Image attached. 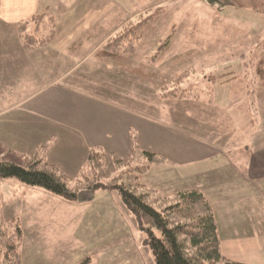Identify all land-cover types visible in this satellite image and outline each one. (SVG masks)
<instances>
[{
    "label": "rangeland",
    "instance_id": "374dc122",
    "mask_svg": "<svg viewBox=\"0 0 264 264\" xmlns=\"http://www.w3.org/2000/svg\"><path fill=\"white\" fill-rule=\"evenodd\" d=\"M132 1L127 0L128 3ZM145 1L140 0V3ZM161 1V7L157 8L149 9L146 4L140 10L139 3L131 7V14L138 10L139 13L133 16L129 23L148 17L153 19L150 21V27L143 30L141 35L149 37L150 44L147 43L143 48H140V45L139 53L117 59L111 57L118 68L121 66L119 59L130 56H133V59L130 57V62H134L135 68L138 67L135 66L137 63L147 66L137 71L120 69L124 73L128 72V77H121L115 71L113 87L108 85L103 88V85L102 89L99 87L95 90L92 77L82 78L80 85L86 89H93L99 102L134 101L139 95L140 100L145 101L146 110H141V117L146 118L145 121L128 116V119H120L135 130L131 131L137 134V139L143 147H140L141 149L145 150L144 147L156 143V146H162L161 149L169 152L173 164L168 162L166 165H153L151 169L153 171L148 175H141L139 182L143 186L144 183L155 186L176 185L175 189L164 193L147 188L163 198H170L180 192L198 190L183 188V186H189L190 181L196 185L201 172L206 171L204 166L215 164L202 162L206 158H201L206 151L214 149L212 146L199 142L196 138L183 139L179 135L182 133L183 136L185 134L189 136L191 123H198V132L203 135H209L212 132L224 134L229 130L222 124L217 127V124L202 122L208 112L210 114L217 112L216 105L220 98L239 97L238 100H234L236 103L230 106L231 109L226 108L224 111L232 112L234 114L232 118L242 124L243 135L253 134L256 128L259 133L258 138L264 134V123L262 126L259 125L262 122L261 112H264V88L260 90L257 81L260 80L258 76L261 73L264 77V14L254 11L255 0ZM18 24L7 25L0 20V93L6 94L9 104L25 99L27 93L35 88L21 89L26 86L27 78L25 72L23 70L20 72L19 68V64L21 66L26 63V60L23 57L25 50L22 45L19 49L20 39L16 33ZM6 54H11V57L15 58L14 62H10ZM132 63L129 68L133 67ZM122 66L126 67L127 64ZM222 74H232L233 77L226 83L225 88L214 89L215 81L226 77V75L217 77ZM46 95L41 94V97L32 104H40L47 98ZM80 95L81 98L78 100L73 99L71 95L61 98L58 105L72 113L73 108L68 106L72 103L71 101H74L73 104L76 106L84 105L83 99L93 94H85L83 91ZM208 98H213L215 101L213 106L194 102L205 101ZM26 107L25 105L12 110L4 118L26 117ZM81 111L84 119L89 122L95 118L99 119L98 113L105 112L100 108L96 110L89 106L81 107ZM249 114H253V118ZM142 124L146 125L152 133H144L147 130H142V133L140 131ZM119 127L117 125L112 136L120 132ZM175 132L179 134L177 137L173 136ZM239 132L240 130L237 129L234 131V133ZM16 133L17 138L26 137L18 131ZM152 134H155V143L152 141ZM121 138L122 135L115 140L111 137L108 143L105 142L102 145L105 150L113 152L98 149L127 160L130 155L129 138L128 136L124 140ZM251 138L253 139V136ZM50 140L46 142L52 145L47 157L48 162L57 163L53 165L60 170L63 168V173L69 179H76L87 164L88 155L84 160L79 155V151L68 146H79V143ZM15 143L22 147V153L0 142L5 148L23 155L34 153L35 147L39 145L38 142L22 140ZM82 165L84 166L81 167ZM166 171L172 172V177L169 179L164 177L168 175ZM107 179L109 184L110 178ZM108 184L107 187L100 189L102 191L96 190L97 193L96 191L88 194L81 192L80 194L85 197L90 195V200L77 204L70 203L64 200V197L55 196L41 188L26 186L15 179H2L0 183L2 217L6 220L19 221L23 230L20 248L21 264H78L86 258L89 260L85 264H154L146 232L139 229L136 219L124 207L120 195L109 188ZM30 188L46 192L49 197L41 193L31 196L29 191L27 195L26 189ZM233 203V200L226 199L225 206L215 205L214 207L218 210L225 207L222 215L227 217L235 215L237 218L235 226L242 227L245 220L247 224H254L257 218L264 219V196L261 195L260 190H258L256 202L251 201L244 205L243 203L233 205ZM231 210L232 213H230ZM31 213L36 216L39 223L49 224L52 220L53 222L57 220L64 228L59 234L58 231L48 232L45 236V247L41 237L28 239V232H26L28 227L34 228L31 226L33 220L29 222L31 219L27 217ZM155 234L158 235V232ZM105 242H107V249L104 246ZM34 249L36 250L33 251ZM31 251L33 253H30Z\"/></svg>",
    "mask_w": 264,
    "mask_h": 264
},
{
    "label": "crops",
    "instance_id": "0c3cea01",
    "mask_svg": "<svg viewBox=\"0 0 264 264\" xmlns=\"http://www.w3.org/2000/svg\"><path fill=\"white\" fill-rule=\"evenodd\" d=\"M132 3H128L127 0H0V20L7 25L20 23L35 14H43L45 12L52 13L57 23L55 38L48 48L32 52L22 50L26 63L21 66L19 64V68L20 72L22 70L25 72L27 83L21 89L35 88L30 93H27L25 99L14 104H9L4 92L0 93L1 143H4L10 149L22 153V147H19L18 143L15 142L21 140L38 142L39 145L35 149L43 146L50 139H55L57 142H75L80 145L68 146L79 151V155L85 160L92 149L100 148L107 151L102 148V145L105 142L108 143L111 137L114 138L113 140L118 138L119 135H122L121 139L123 140L126 139V136L129 138V132L133 129L120 118L124 120L128 119V116L142 119L143 121L146 120V118L141 117V110L145 111L147 104L143 99L142 101L140 100V95L134 101L123 100L108 103L101 101V103L93 90H98L99 87L102 89L103 85V88L108 85L113 87L115 71L121 77H128L129 73H124L120 69L137 71L147 66L137 63L135 66L138 67L135 68L134 62H130V57L133 59V56H130L120 58L121 66L118 68L111 57H105L100 53V50L108 40L124 25L128 24L133 16L139 13L138 10L131 14V7H135L139 3L140 10L146 4L149 9L157 8L161 7L162 1L146 0L144 3H140V0H134ZM147 43L150 44V38L143 36L140 48H143ZM19 45V49H21L20 42ZM139 52L140 49L136 53ZM19 54H17L18 57ZM6 56L10 62H14L15 58H12L11 54H6ZM122 62L124 63L122 64ZM131 63L133 67L129 68ZM126 64V67L122 66ZM225 75V78L217 79L215 84L213 83L214 89L227 86L226 83L233 77L231 76L232 74H222L217 77ZM90 77L93 79V89L83 88L80 85V81L83 80L82 78ZM258 77H260V80L257 81L261 90L264 88V77L262 73ZM83 91H85V94L93 95L83 99L84 105L78 104L76 106L73 104L74 101H71L72 103L68 106L73 108L72 113L58 105L61 98L64 99L69 95L73 96V99L78 100L81 98L80 93ZM41 94H47V98L40 104H32L41 97ZM238 98V96L220 98L219 103L216 105L217 112L213 114L208 112L203 117L202 122L204 124H217V127L222 124V126L229 128L224 134L212 132L209 135H203L198 132V123H191L189 125V136L187 134L183 136L182 133L179 135L177 132L173 136L177 137L179 135L183 139L189 137L190 140L191 137L196 138L199 142H205L214 148L206 151L201 158H206L202 162L215 164L204 166L206 171L201 172L196 185L190 181L189 186L184 185L183 188L189 187V189L200 190L211 204L217 218L220 248L223 256L232 262L241 264H264V219L254 218L256 219L254 224H247L245 220L242 227L240 225L235 226L234 223L237 222L235 215L227 217V215H222L225 207L219 210L214 207L215 205L225 206L226 199L233 200V205H242V203L244 205L251 201L256 202L258 190L264 196V134L258 138L259 133L256 128L253 134L243 135L242 124L232 118L234 116L232 112L226 113L224 111L235 104L234 100H238ZM194 102L210 106L215 104L213 98ZM25 105L27 106L26 117L4 118L12 110L25 107ZM86 106L96 110L100 108L105 110V112L103 114L98 113L99 119L95 118V120L89 122L84 119L81 111V107ZM235 106L239 108L237 105ZM249 116L253 118V114H249ZM260 119L262 122L259 125L262 126L264 123V112H261ZM119 124H121V127H119ZM117 125L120 132L116 136H112ZM251 125L254 126L255 124ZM141 127L140 131L142 133V130H147L144 133H152L146 125L142 124ZM236 129L240 130V132L234 133ZM128 130L129 132H127ZM17 131L23 137H26L17 138ZM152 135V141L155 143V134ZM252 136L253 139L251 138ZM138 143L143 148L139 141ZM155 144L152 143L148 145L149 147H144V149L164 157L166 160L165 165L168 162L173 164L169 157V152L161 149L162 146L158 147ZM163 148L166 149L165 147ZM152 167L144 176L153 171L151 170ZM166 172H168V175L164 176L165 179L172 177L173 170L172 172ZM144 186L162 193L176 188V185L171 184L169 186L167 184L165 186H155L144 183ZM26 191L27 195L30 192L31 196L41 193V195L49 197L46 192H40L34 188L26 189ZM88 199L90 200V195L85 197V201ZM64 200L77 204L85 202L69 201L65 198ZM230 213H232V210ZM27 217L31 219L29 222L33 220L31 226L34 227L29 229L31 228L29 226L27 229L28 239L41 237V241L45 244L43 247L46 246L45 236L48 232L58 231L59 234L64 229L57 220L44 224L43 222L39 223L40 221L36 216H33V213L29 216L27 215ZM104 246L107 249V242L104 243ZM36 249L44 250L45 248ZM33 251L30 253H33ZM86 260L89 259L86 258L83 261Z\"/></svg>",
    "mask_w": 264,
    "mask_h": 264
},
{
    "label": "trees",
    "instance_id": "16d2710c",
    "mask_svg": "<svg viewBox=\"0 0 264 264\" xmlns=\"http://www.w3.org/2000/svg\"><path fill=\"white\" fill-rule=\"evenodd\" d=\"M253 3L254 11L264 14V0ZM151 20L148 17L129 23L108 40L100 53L113 59L135 54L141 45L143 30L150 27ZM16 33L25 51L45 49L56 34L55 17L50 12L35 14L19 23ZM49 142L28 155L0 144V183L2 179H15L26 186L76 201L81 192L88 194L107 187V178H110L109 188L120 195L139 229L146 232L154 264H241L223 256L215 212L201 191H184L163 198L140 184L141 175L166 160L141 149L135 132L129 135L127 160L92 149L87 164L74 180L48 162L52 149ZM22 240L19 221L4 219L0 209V264H21Z\"/></svg>",
    "mask_w": 264,
    "mask_h": 264
},
{
    "label": "water",
    "instance_id": "95a60500",
    "mask_svg": "<svg viewBox=\"0 0 264 264\" xmlns=\"http://www.w3.org/2000/svg\"><path fill=\"white\" fill-rule=\"evenodd\" d=\"M78 201H79V202L85 201V196H84L83 194H80V195L78 196Z\"/></svg>",
    "mask_w": 264,
    "mask_h": 264
}]
</instances>
